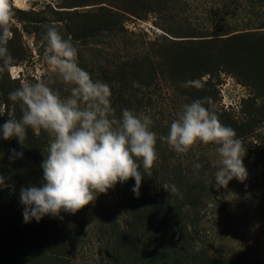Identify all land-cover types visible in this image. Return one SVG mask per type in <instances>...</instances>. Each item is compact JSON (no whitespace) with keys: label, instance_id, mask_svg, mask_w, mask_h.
Returning <instances> with one entry per match:
<instances>
[{"label":"rangeland","instance_id":"1","mask_svg":"<svg viewBox=\"0 0 264 264\" xmlns=\"http://www.w3.org/2000/svg\"><path fill=\"white\" fill-rule=\"evenodd\" d=\"M11 2L14 35L7 47L16 66L0 76V125L13 114L21 115L8 100L20 78L43 76L50 87L68 95L67 86L42 61L46 28L55 26L77 47L79 66L109 85L117 116L126 108L151 117V129L157 133V160L152 175H145L141 182L139 198L131 191L135 181L130 185V178L98 194L75 214L61 212L62 219L45 216L38 223H25L19 192L22 187L39 185L48 137L28 129L22 146L14 137L4 140L0 133V176L4 178L0 264H202L207 258L215 264H264V92L250 80V63L236 52L231 62L214 58L212 75L194 81L192 88L177 86L173 77L152 70L171 40L197 39L177 37L209 39L264 24V0ZM105 11L118 14L111 27L100 21ZM213 46H209L211 51ZM243 46L236 43L237 48ZM234 50L240 54V49ZM200 82L206 85L195 86ZM205 97L212 101L205 107L233 128L242 142L247 170L243 182L233 178L221 188L215 187L214 178L208 182L218 167L215 146L195 145L189 153L178 155L159 140L184 104ZM13 150L22 152V157H15ZM196 162L202 165L200 179L193 173ZM205 173L208 180L203 178ZM166 183L176 185L182 198L166 192L162 187ZM143 194L154 204L170 202L169 208L161 210L170 230L149 214L150 204L143 203ZM176 223L184 234L182 248L188 253L183 260H178L170 239ZM178 236L174 234L175 241Z\"/></svg>","mask_w":264,"mask_h":264},{"label":"clouds","instance_id":"2","mask_svg":"<svg viewBox=\"0 0 264 264\" xmlns=\"http://www.w3.org/2000/svg\"><path fill=\"white\" fill-rule=\"evenodd\" d=\"M14 15L11 0H0V76L13 72L16 66L7 47L14 35ZM43 39V64L67 86L68 95L62 96L50 87L43 76L35 80L20 78L18 87L8 93V100L21 115L16 118L13 114L0 125L4 140L14 137L22 146L28 129L36 135L42 131L48 137L39 185L22 187L19 192L24 222L38 223L45 216L60 217L61 212L75 214L94 202L98 194L130 178L135 181L131 191L139 198L141 182L145 175H152L157 160L153 120L126 108L117 116L109 85L93 79L79 66L74 43L55 26L46 28ZM180 86L194 85L184 81ZM206 103H212L210 97L184 104L159 140L178 155L189 153L195 145H213L218 167L210 180L207 173L203 178L210 184L214 178L216 188L227 187L233 178L243 182L247 170L242 142L233 128L222 124L218 115L205 107ZM13 154L17 158L23 155L15 150ZM199 158L197 153L196 160ZM201 168L200 163L193 164L197 179L201 178ZM3 185L0 176V187ZM162 187L182 198L176 185L166 183Z\"/></svg>","mask_w":264,"mask_h":264},{"label":"trees","instance_id":"3","mask_svg":"<svg viewBox=\"0 0 264 264\" xmlns=\"http://www.w3.org/2000/svg\"><path fill=\"white\" fill-rule=\"evenodd\" d=\"M116 15H118L116 12L108 11L106 15H104L105 17L101 15L99 18H101L100 21L103 25H106V27H111V25L115 23L114 19L116 18ZM91 19L96 21L95 17H92ZM94 24L95 23L92 25ZM263 29L264 24H259L250 30L233 32L227 31L218 37L209 39L205 37L199 39V36L189 35L177 37L197 39H185L180 41L171 40L168 50H165L163 53L159 54L161 62L157 64L156 70L153 68L152 70L155 73L158 71L160 75L173 77L179 83L177 86H180L181 82L199 81L206 75H212L213 67L215 65L214 63L216 62L214 58H217V61L218 59H224V61L227 63L230 60L233 61L234 56H236L234 53L236 52L239 57L242 56L241 58L247 59V62L250 63L249 68L250 74L252 75L250 80L254 81V83L257 84V87H260L257 88L259 92L261 90L264 92V31H259ZM108 30L110 29L108 28ZM236 43L241 45L243 44L244 46L237 48ZM211 45H214V51H211L212 49L209 48ZM219 45L222 47L220 48ZM234 49H240V54ZM152 61L153 60L149 54L147 57V62L150 66L153 63ZM133 69L136 68L134 67ZM200 84L206 85L205 83L202 84V82H200ZM131 183L134 184L133 179L129 181L130 185ZM142 183L139 189L140 193H142ZM141 198L142 201L143 199H146V201H143L144 204H150L149 208L151 212L149 214H151L152 217L156 219L158 224H162L165 230L167 228L170 230V224H164V218H162L161 213L162 208H169V206H171L170 202L167 201L154 204L152 201L147 200L148 198H146L144 194ZM181 231L182 229L180 225L176 223L174 230H171V233H173L172 236L169 235L171 237L170 239L172 240L173 250L177 251L176 256L178 257V260H183V258L186 257V254H188L187 251L183 250L182 248V244H184V234H182ZM168 233L170 232L168 231ZM174 234L179 235L177 241H175L173 238ZM208 263L215 264L213 260H209L208 258L202 261V264Z\"/></svg>","mask_w":264,"mask_h":264}]
</instances>
